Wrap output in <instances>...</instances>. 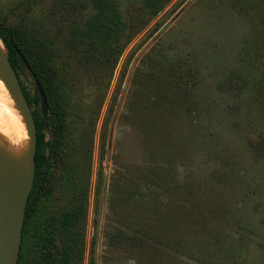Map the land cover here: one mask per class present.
I'll return each instance as SVG.
<instances>
[{
	"label": "rangeland",
	"instance_id": "374dc122",
	"mask_svg": "<svg viewBox=\"0 0 264 264\" xmlns=\"http://www.w3.org/2000/svg\"><path fill=\"white\" fill-rule=\"evenodd\" d=\"M25 1L0 0V16L18 25ZM112 1L127 42L111 77L73 63L69 74L97 116L91 144L82 127L74 136L83 137L80 179L91 147L82 264H264V155L252 148L264 142L258 9L245 0H172L152 15L145 0ZM59 2L34 0L30 15L71 61L67 25L83 26L95 9L72 0L61 17ZM149 55L161 71L143 91ZM23 82L33 93L32 78ZM66 200L55 191L42 212L59 214Z\"/></svg>",
	"mask_w": 264,
	"mask_h": 264
},
{
	"label": "trees",
	"instance_id": "16d2710c",
	"mask_svg": "<svg viewBox=\"0 0 264 264\" xmlns=\"http://www.w3.org/2000/svg\"><path fill=\"white\" fill-rule=\"evenodd\" d=\"M33 1H25L28 13L18 25H10L5 17L0 16V39L8 49L9 62L17 73L30 106L37 139L35 177L27 200L18 264H82L90 144L93 142L97 116L91 114L90 107L77 95L74 83L69 81L71 63L85 69H109L108 76L111 77L127 42V26L112 0H92L94 15L83 26L73 23L67 25L65 46L67 53L74 57L70 61L64 57L52 37L31 19ZM170 1L145 0V6L152 15H156ZM245 2L250 8L258 9L260 22L264 25V0ZM71 4L72 0H60L57 9L61 17L70 14ZM17 52L24 58L34 77L26 69H21ZM147 58L148 70L142 71L146 74V80L141 79L137 83L143 91H146L147 83L161 71L160 65L151 55ZM24 74L38 81L48 105L46 118L41 110L40 96L35 93V86L34 93L27 89L23 82ZM246 81L244 79L243 85ZM107 87L108 83L105 90ZM77 127L83 128V135L90 143L85 179L78 178L76 151L83 137L75 140ZM252 148L264 155V142L252 143ZM55 191L66 195V206L59 214L50 212L45 215L42 203L53 197ZM122 236L129 242L128 235Z\"/></svg>",
	"mask_w": 264,
	"mask_h": 264
},
{
	"label": "water",
	"instance_id": "95a60500",
	"mask_svg": "<svg viewBox=\"0 0 264 264\" xmlns=\"http://www.w3.org/2000/svg\"><path fill=\"white\" fill-rule=\"evenodd\" d=\"M0 43V80L5 85L27 134L20 157H15L0 137V264H18L27 200L35 177L36 126L17 73L9 62L8 49L1 39ZM17 55L21 69H26L34 77L24 58L19 52ZM34 84L35 93L40 96L43 116L46 118V98L36 79Z\"/></svg>",
	"mask_w": 264,
	"mask_h": 264
},
{
	"label": "bare ground",
	"instance_id": "6f19581e",
	"mask_svg": "<svg viewBox=\"0 0 264 264\" xmlns=\"http://www.w3.org/2000/svg\"><path fill=\"white\" fill-rule=\"evenodd\" d=\"M0 48H2L1 43ZM3 86L5 87L0 80V89H3ZM3 93L6 104L4 102L2 105L0 104V137L5 142L7 149L15 157H20L27 139L26 130L19 113L11 105L13 102L10 96L4 90Z\"/></svg>",
	"mask_w": 264,
	"mask_h": 264
},
{
	"label": "flooded vegetation",
	"instance_id": "af4514ba",
	"mask_svg": "<svg viewBox=\"0 0 264 264\" xmlns=\"http://www.w3.org/2000/svg\"><path fill=\"white\" fill-rule=\"evenodd\" d=\"M24 75H26V74H24ZM27 76V75H26ZM19 79V78H18ZM19 83H20V81H19ZM21 85V84H20ZM22 88V87H21ZM23 91V90H22ZM34 93V92H33ZM41 105V104H40ZM47 116H48V113H47Z\"/></svg>",
	"mask_w": 264,
	"mask_h": 264
}]
</instances>
